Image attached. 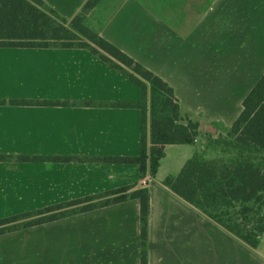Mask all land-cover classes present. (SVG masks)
Listing matches in <instances>:
<instances>
[{"label": "crops", "instance_id": "crops-1", "mask_svg": "<svg viewBox=\"0 0 264 264\" xmlns=\"http://www.w3.org/2000/svg\"><path fill=\"white\" fill-rule=\"evenodd\" d=\"M42 1L70 22L88 0ZM85 25L163 79L200 136L165 146L155 177L137 164L20 161L137 157L139 109L74 104L137 102L141 91L86 49L0 47V157L12 158L0 161V220L146 187L148 264H264V236L249 247L164 185L196 153L217 156L203 131L229 130L263 77L264 0H101ZM0 264H141L140 201L0 235Z\"/></svg>", "mask_w": 264, "mask_h": 264}, {"label": "trees", "instance_id": "trees-1", "mask_svg": "<svg viewBox=\"0 0 264 264\" xmlns=\"http://www.w3.org/2000/svg\"><path fill=\"white\" fill-rule=\"evenodd\" d=\"M101 0H88L70 22L42 0H0V47L86 49L122 73L141 91L137 102L74 105L136 108L141 111V147L137 157H18L26 162L96 161L137 164L143 177L158 173L165 146L193 145L200 125L181 114L174 90L160 77L85 25ZM0 104L4 102L0 101ZM13 104L69 106L68 102L17 101ZM151 119V141L148 120ZM216 157L196 153L177 176L165 179L177 196L199 209L226 231L256 249L264 236V75L242 103V112L218 138H208ZM0 157V161L11 160ZM128 200L141 204V264H148L150 195L146 187L128 186L42 210L0 220V235L56 221Z\"/></svg>", "mask_w": 264, "mask_h": 264}, {"label": "rangeland", "instance_id": "rangeland-1", "mask_svg": "<svg viewBox=\"0 0 264 264\" xmlns=\"http://www.w3.org/2000/svg\"><path fill=\"white\" fill-rule=\"evenodd\" d=\"M202 127L204 128V125ZM220 134H222V133H220L219 131H216L213 129L211 130V129L207 128L203 131L202 137H203L204 141L207 143L208 138L216 139L219 137Z\"/></svg>", "mask_w": 264, "mask_h": 264}, {"label": "built area", "instance_id": "built-area-1", "mask_svg": "<svg viewBox=\"0 0 264 264\" xmlns=\"http://www.w3.org/2000/svg\"><path fill=\"white\" fill-rule=\"evenodd\" d=\"M145 184H146V181L143 182V185H145Z\"/></svg>", "mask_w": 264, "mask_h": 264}]
</instances>
